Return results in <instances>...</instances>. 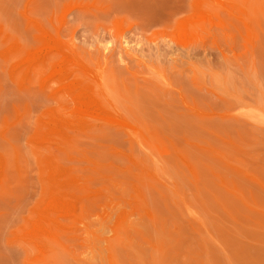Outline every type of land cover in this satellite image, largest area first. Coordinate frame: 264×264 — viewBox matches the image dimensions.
Returning <instances> with one entry per match:
<instances>
[{
	"label": "rangeland",
	"instance_id": "374dc122",
	"mask_svg": "<svg viewBox=\"0 0 264 264\" xmlns=\"http://www.w3.org/2000/svg\"><path fill=\"white\" fill-rule=\"evenodd\" d=\"M0 264H264V0H0Z\"/></svg>",
	"mask_w": 264,
	"mask_h": 264
},
{
	"label": "bare ground",
	"instance_id": "6f19581e",
	"mask_svg": "<svg viewBox=\"0 0 264 264\" xmlns=\"http://www.w3.org/2000/svg\"><path fill=\"white\" fill-rule=\"evenodd\" d=\"M85 101H86V100H85ZM54 119H55V118H54ZM55 120H56V119H55ZM54 123H55V122H54ZM54 170H55V169H54ZM53 198H54V197H53ZM53 198H52V199H53ZM53 201H54V199H53ZM56 205H57V204H56Z\"/></svg>",
	"mask_w": 264,
	"mask_h": 264
}]
</instances>
